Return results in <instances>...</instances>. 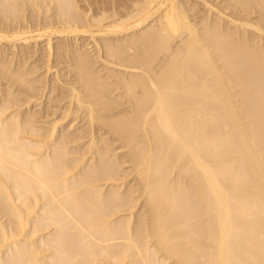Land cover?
<instances>
[{"label":"bare ground","instance_id":"obj_1","mask_svg":"<svg viewBox=\"0 0 264 264\" xmlns=\"http://www.w3.org/2000/svg\"><path fill=\"white\" fill-rule=\"evenodd\" d=\"M93 1L0 0V264H264V0Z\"/></svg>","mask_w":264,"mask_h":264},{"label":"rangeland","instance_id":"obj_2","mask_svg":"<svg viewBox=\"0 0 264 264\" xmlns=\"http://www.w3.org/2000/svg\"><path fill=\"white\" fill-rule=\"evenodd\" d=\"M82 1H83V0H82ZM90 1H91V6H93V3H95L93 0H86V1L84 0V2H82V3L80 2V4L82 5V7H84V6L86 7L87 3L90 2ZM100 1H101V0H97L98 3H99ZM86 2H87V3H86ZM83 4H84V6H83ZM94 5H95V4H94ZM85 7H84V8H85ZM94 7H95V6H94Z\"/></svg>","mask_w":264,"mask_h":264}]
</instances>
